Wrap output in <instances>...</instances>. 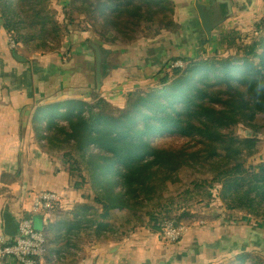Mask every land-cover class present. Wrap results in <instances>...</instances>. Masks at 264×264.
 I'll use <instances>...</instances> for the list:
<instances>
[{
  "label": "trees",
  "instance_id": "trees-1",
  "mask_svg": "<svg viewBox=\"0 0 264 264\" xmlns=\"http://www.w3.org/2000/svg\"><path fill=\"white\" fill-rule=\"evenodd\" d=\"M48 2L0 0L6 34L29 54L60 52L62 40L73 32L63 34ZM78 4L82 15L93 14L91 29L101 42L102 57L106 47L154 40L179 29L172 0L73 3ZM52 35L59 43L54 49L46 47ZM243 37L236 28L220 36L225 56L216 51L208 57L173 59L185 67L162 69V76L128 93L122 108L96 88L89 101L51 103L36 110L33 130L40 148L62 166L81 197L62 227L69 240L66 251L84 238L122 241L128 237L112 236L128 225L133 233L138 227L156 231L160 222L170 219L189 228L213 220L207 211L214 207L224 211L228 224L251 220L264 225V157L258 154L257 136H264V123L258 122L264 117V96L259 102L253 96L258 82L264 81V20L255 24L251 36ZM46 48L50 52L39 53ZM239 126L253 136H236L234 128ZM256 155L258 161L249 164ZM184 169L192 171L194 179L176 201H166L169 183H176ZM199 174L204 176L200 180ZM203 201L207 204L202 212H190L195 202ZM48 238L47 259L59 253L50 251ZM236 261L264 264V256L249 253Z\"/></svg>",
  "mask_w": 264,
  "mask_h": 264
},
{
  "label": "crops",
  "instance_id": "crops-1",
  "mask_svg": "<svg viewBox=\"0 0 264 264\" xmlns=\"http://www.w3.org/2000/svg\"><path fill=\"white\" fill-rule=\"evenodd\" d=\"M172 1L176 5L178 31L174 34L164 32L154 40L143 39L132 45L106 47L107 52L120 50V65L108 66V76L103 78L106 70L103 51L104 83L126 85V88L131 85L144 87L167 58H198L205 56L203 52L207 49L224 53L220 36L235 25H252L264 12L263 0H224L230 2V6L217 0ZM197 5L210 13L212 33H216L211 40L202 27ZM186 26L193 29L191 38ZM73 40L76 42L72 44V56H69L71 52L62 54L67 44L60 52L46 55H32L18 47L12 50L0 16V234L4 233L3 213L9 207L21 216L30 217L35 228L45 232L50 251H59V256L67 258L72 256V251L81 253L65 264H237L236 257L240 255L264 256V227L251 220L228 224L223 219L224 213L213 218L214 211L222 210L218 207L207 211L213 220L203 222L204 225L195 223L179 243L170 247L160 242L158 231H153L152 235L141 230L117 242L97 243L86 239L85 243L80 241L66 251L69 240L62 227L70 221L81 197L71 188L62 166L50 161L40 148L33 119L36 110L47 104L89 101L92 97L90 90L97 81L96 55L87 45L77 41L81 37L74 36ZM202 41L205 42L201 44ZM101 95L121 108L127 96L122 93L115 99L109 97L110 94ZM41 191L58 193L62 199L61 209L32 213V199Z\"/></svg>",
  "mask_w": 264,
  "mask_h": 264
},
{
  "label": "rangeland",
  "instance_id": "rangeland-1",
  "mask_svg": "<svg viewBox=\"0 0 264 264\" xmlns=\"http://www.w3.org/2000/svg\"><path fill=\"white\" fill-rule=\"evenodd\" d=\"M76 0H49L48 2V8L50 9V11H53L56 16H57V19L58 21L61 23L62 25V28H63V34L65 35L66 31H69L70 32L73 30V32L71 34L68 35V37L65 38L62 40V41H65L64 44H67V48H63L65 49V52H62V54L64 53H69L72 51L73 49V45L75 42H74V36H79L81 37V40H77L85 45L88 46V48L91 50V44L92 43H97L98 45H101V42L99 40V38L94 34L93 29H91L92 27V15L91 12L90 13H84L82 15V12L83 11H80L79 7L82 6V4H78L76 6L73 5V3L75 2ZM263 7H264V0H263ZM78 9L77 11H79V13H77L75 10ZM229 13H232V9H230ZM227 15V14H226ZM264 20V12L263 14L261 15V17L257 18V20L252 24V25H249L247 27H241L239 25H235L232 29L236 28L238 29V32L239 33H242V35L244 36L243 38H245L246 36H251L252 35V32L254 31V26L255 24L257 23H261V21ZM186 29L187 31L189 32V36L190 38L193 36L192 32H193V29L190 27V26H186ZM86 30H88L87 32L88 33H85ZM215 34H211V39L214 37L215 38ZM203 36V34H202ZM194 37L196 38L197 37V33L194 34ZM206 39L208 41V38L206 36ZM58 38H55L54 35L52 36H49L46 41H47V44H46V47H50L52 49L54 48H57L59 46V43H58ZM205 41H202V43H204ZM62 44V43H61ZM46 48V50L44 51H40L39 53H48L50 52V50H48ZM120 50H115V51H111V52H107L105 51L104 52V63L106 64V70L104 72V77L105 78L106 76H108V72H107V69H109L108 66L111 67H116L117 65H120V61H119V57H120ZM216 51H219V50H216L214 49V51H210V50H206L204 51L203 53L205 54L206 57L210 56V55H213ZM92 54L94 55V51L91 50ZM227 53L224 52V56L226 55ZM62 56V55H61ZM69 56H72V52ZM69 56L65 57V59H67ZM95 56V55H94ZM64 57V56H63ZM62 57V58H63ZM181 59H184V58H181ZM191 59V58H190ZM173 62V58H167L165 59L164 61H162L161 65L159 66L158 70H157V73L155 74L154 77H152L151 79H148L147 81H150V80H153L154 78L156 77H159V76H162L160 74V71L162 69H164V71L167 69H169V66L172 64ZM103 78H102V81L99 85V87L97 86V81L95 84H93V88L90 90V93L93 95L94 92L96 91V88H97V92H99V94L101 95V93H104V96H110L109 97H114L115 99H117L118 97L122 96V93H125V94H128L134 90H136V87H142L143 85H131L130 87L126 88V85H120V84H116V85H108V82L104 83L103 81ZM146 81V82H147ZM102 96V95H101ZM258 122L260 124H263L264 123V117H259L258 118ZM234 133L236 136L238 137H251L253 136V132L250 130V129H247L246 127H236L234 128ZM258 138H259V143H258V154L259 156L261 155V157L263 156L264 157V136H261V135H257ZM178 144H182V142H178ZM62 155V154H61ZM255 162L258 161V156L256 155V157H254L253 159H251L249 161V164H253ZM193 172L188 170V169H184L182 170L179 174H178V178H177V181L176 183H169L168 185V188H169V191L164 195V199L167 201V200H177L179 198V193L183 192L185 189H186V185L189 183L190 180L194 179V177H192V174ZM204 176L201 174L197 175V178H203ZM198 180V181H199ZM87 189V188H86ZM85 190V193H87V190ZM214 194V192H213ZM202 198V197H201ZM154 199H159L158 196H156ZM206 201H203V202H200L199 204L198 203H194V205H192V208L190 210V212L192 213H200L202 212V208H204L205 206ZM216 208V207H214ZM219 208V207H218ZM205 210H203L204 212ZM223 213L224 211L221 210ZM123 214L122 213H119L118 217L119 218H122ZM196 217H198V214H195ZM121 221L118 220V223H120ZM124 224L126 223L125 220H123ZM120 225V224H119ZM262 227H264V225H262ZM132 227H130V225H128L127 227H121V229L119 230V234L118 235H114L112 236V238L116 239L117 236H120L122 238H126V237H130L132 234H135L137 233L138 231H141V230H146V231H149L148 233L149 234H152L153 231L152 229H149V228H142V227H138L137 230L135 231V233L132 232ZM158 229V225H157V228H156V231ZM116 234V233H115ZM154 235V233L152 234ZM160 239V242L162 241V239L160 237H158ZM108 239V238H106ZM84 243L86 242V240L84 239L83 240ZM117 242V241H116ZM163 242V241H162ZM161 242V243H162ZM160 243V244H161ZM165 246H171V245H174V244H167L165 242H163ZM80 250V249H79ZM71 255L74 256H68L69 259H75L76 256L73 254V252H71ZM81 256V253L80 255ZM78 257V256H77ZM82 259V257H81Z\"/></svg>",
  "mask_w": 264,
  "mask_h": 264
},
{
  "label": "built area",
  "instance_id": "built-area-1",
  "mask_svg": "<svg viewBox=\"0 0 264 264\" xmlns=\"http://www.w3.org/2000/svg\"><path fill=\"white\" fill-rule=\"evenodd\" d=\"M17 45L10 40V48L15 50ZM185 63L182 60L172 62L169 69H183ZM62 199L60 195L53 191H41L34 195L32 199V213H50L60 206ZM20 216L19 237L10 238L4 233L0 234V264H65L69 258L57 254L50 255L47 259V241L44 232L35 228L30 217ZM203 224V222H199ZM187 227L177 225L173 220H165L158 224L157 231L163 242L175 244L181 241ZM75 256L78 253L72 251Z\"/></svg>",
  "mask_w": 264,
  "mask_h": 264
},
{
  "label": "water",
  "instance_id": "water-1",
  "mask_svg": "<svg viewBox=\"0 0 264 264\" xmlns=\"http://www.w3.org/2000/svg\"><path fill=\"white\" fill-rule=\"evenodd\" d=\"M217 2L221 4H228L230 6V2L224 1V0H217ZM200 22L202 24V27L204 31L206 32L207 36L211 40V34L213 30L212 23L210 21L209 16L207 15L206 11L199 5H197ZM92 50L94 51L96 55V76H97V84L98 87L102 81V73H101V67H102V52L100 50V47L97 43H92L91 45ZM15 57L19 60H22L26 62V59H20L18 55H15ZM213 218H218L223 215V212L221 211H214L212 214ZM20 216L18 213L15 212L12 208H7L5 212L3 213V222H4V234L10 238H17L19 237V222Z\"/></svg>",
  "mask_w": 264,
  "mask_h": 264
},
{
  "label": "clouds",
  "instance_id": "clouds-1",
  "mask_svg": "<svg viewBox=\"0 0 264 264\" xmlns=\"http://www.w3.org/2000/svg\"><path fill=\"white\" fill-rule=\"evenodd\" d=\"M253 96L255 97V102H259V98L264 96V81L258 82L254 89Z\"/></svg>",
  "mask_w": 264,
  "mask_h": 264
},
{
  "label": "flooded vegetation",
  "instance_id": "flooded-vegetation-1",
  "mask_svg": "<svg viewBox=\"0 0 264 264\" xmlns=\"http://www.w3.org/2000/svg\"><path fill=\"white\" fill-rule=\"evenodd\" d=\"M209 12H211V11H209Z\"/></svg>",
  "mask_w": 264,
  "mask_h": 264
}]
</instances>
